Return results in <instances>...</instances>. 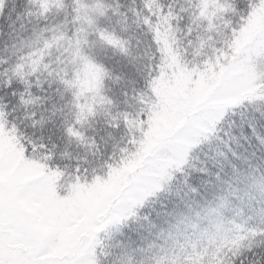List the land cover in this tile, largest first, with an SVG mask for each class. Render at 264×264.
I'll list each match as a JSON object with an SVG mask.
<instances>
[{
	"label": "snow or ice",
	"instance_id": "obj_1",
	"mask_svg": "<svg viewBox=\"0 0 264 264\" xmlns=\"http://www.w3.org/2000/svg\"><path fill=\"white\" fill-rule=\"evenodd\" d=\"M0 264H264V0H0Z\"/></svg>",
	"mask_w": 264,
	"mask_h": 264
}]
</instances>
